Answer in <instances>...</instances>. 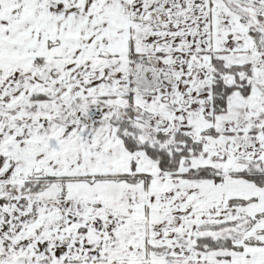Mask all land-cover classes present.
<instances>
[{"label":"snow or ice","instance_id":"obj_1","mask_svg":"<svg viewBox=\"0 0 264 264\" xmlns=\"http://www.w3.org/2000/svg\"><path fill=\"white\" fill-rule=\"evenodd\" d=\"M0 264H264V0H0Z\"/></svg>","mask_w":264,"mask_h":264}]
</instances>
